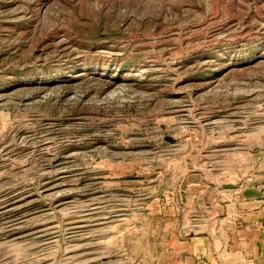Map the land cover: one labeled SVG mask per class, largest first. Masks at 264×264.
Instances as JSON below:
<instances>
[{"label":"rangeland","instance_id":"rangeland-1","mask_svg":"<svg viewBox=\"0 0 264 264\" xmlns=\"http://www.w3.org/2000/svg\"><path fill=\"white\" fill-rule=\"evenodd\" d=\"M246 191L264 0H0V264H213Z\"/></svg>","mask_w":264,"mask_h":264},{"label":"crops","instance_id":"crops-1","mask_svg":"<svg viewBox=\"0 0 264 264\" xmlns=\"http://www.w3.org/2000/svg\"><path fill=\"white\" fill-rule=\"evenodd\" d=\"M245 194L244 203L233 218L234 224L229 226L219 248L204 247L202 253L209 263H219L222 258V264L230 261L240 264L249 253L253 255L255 264H264V196L251 191ZM229 256H233L231 260Z\"/></svg>","mask_w":264,"mask_h":264},{"label":"water","instance_id":"water-1","mask_svg":"<svg viewBox=\"0 0 264 264\" xmlns=\"http://www.w3.org/2000/svg\"><path fill=\"white\" fill-rule=\"evenodd\" d=\"M235 187V185H233V184H226L225 185V188H234Z\"/></svg>","mask_w":264,"mask_h":264}]
</instances>
